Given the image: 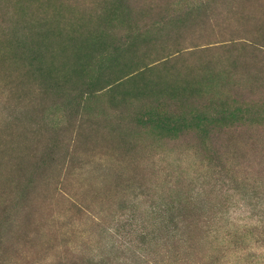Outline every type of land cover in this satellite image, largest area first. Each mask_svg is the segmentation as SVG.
<instances>
[{"label": "rangeland", "instance_id": "rangeland-1", "mask_svg": "<svg viewBox=\"0 0 264 264\" xmlns=\"http://www.w3.org/2000/svg\"><path fill=\"white\" fill-rule=\"evenodd\" d=\"M0 264H264V0H0Z\"/></svg>", "mask_w": 264, "mask_h": 264}]
</instances>
